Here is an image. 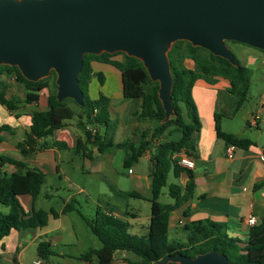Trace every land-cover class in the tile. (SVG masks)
Wrapping results in <instances>:
<instances>
[{
    "label": "trees",
    "instance_id": "1",
    "mask_svg": "<svg viewBox=\"0 0 264 264\" xmlns=\"http://www.w3.org/2000/svg\"><path fill=\"white\" fill-rule=\"evenodd\" d=\"M258 51L264 54V51ZM118 55L122 56L121 60L115 58ZM168 60L173 78L174 116L166 123H161L164 111L157 95L158 83L150 80L139 60L127 57L123 53L84 56L83 68L78 75L83 106L76 105L71 99L57 101L56 75L53 71L47 78L31 82L26 80L16 67L1 65L0 106L5 107L7 111L14 112L22 104L37 103L38 94L43 90L48 91L46 110L31 113L29 130L25 138L16 143L15 147L23 157L32 156L43 147L37 146L39 139L48 137L54 131L65 127L67 122L76 116L78 120L75 124L85 133V143L79 140L75 150L86 157H90V153L86 151L85 144L98 143L96 148L98 154L112 149H122L125 153L124 167L130 168L144 154L150 153L151 197L146 235L130 233V224L126 219L114 216L108 207L97 206L92 219H83L101 247L89 249L80 255L78 259L83 262L94 259V264H116L115 254L125 253L131 256L124 259L126 264H156L169 255L181 254L194 258L199 254L216 251L225 255L234 264H264V216L256 226L250 228L245 242L228 236L224 224L210 220L189 221L182 227L186 232L185 241L169 240V217L192 198L195 188L193 170L180 166L177 154L183 153L193 160L197 159L195 135L200 129V123L192 97V88L197 76L219 77L229 81L228 92L235 102L229 117H233L247 102L252 72L239 61L238 66H232L227 60L214 56L202 48L193 47L185 41H178L172 45L168 52ZM187 60L192 62L191 67L185 63ZM92 62L117 68L121 78L122 99L139 103V110L133 117L138 122H149V127L147 130L137 132L136 139L126 138L120 143L114 142L113 133L116 124L111 118L110 98L99 95L93 100L88 95L89 84L95 74ZM96 79L101 84L103 75L96 73ZM11 80L25 91L22 99L13 95L7 98ZM69 104H75L79 112ZM221 117L215 115V134L218 139L240 149H247L253 145L248 139L223 132L220 128ZM87 126L95 129L94 135ZM2 133L11 134L12 128L6 124L0 125V142ZM175 133L179 134L178 138L174 136ZM53 146L60 147L61 144L54 143ZM3 164H10L16 168L24 166L22 162L0 155V165ZM169 174L175 179L185 174L187 181L184 185L170 184L168 195L173 203L162 204L158 200L162 189L167 186ZM44 180L45 175L38 170L16 171L8 176L0 174V205L8 209L7 212L0 211V240L12 230L19 232L34 230L45 226L49 216L53 218L59 216V213L53 210L32 209L31 212L26 213L18 201L17 197L21 194H27L34 200L40 194ZM117 193L125 198L140 197L136 193ZM69 211H76L75 202L66 204L62 210L63 213ZM184 213L188 214L187 211ZM37 254L44 261L54 256L50 244L46 241L38 244Z\"/></svg>",
    "mask_w": 264,
    "mask_h": 264
},
{
    "label": "crops",
    "instance_id": "2",
    "mask_svg": "<svg viewBox=\"0 0 264 264\" xmlns=\"http://www.w3.org/2000/svg\"><path fill=\"white\" fill-rule=\"evenodd\" d=\"M243 56L244 59L240 63L249 68L252 74L254 71L259 73L253 94V107L240 116L245 128L241 126L235 129L232 121L242 109H247L249 94L247 102L233 117H229L235 102L228 92L230 87L228 80L198 75L192 88V97L200 123V129L195 135L197 156L193 168L195 188L192 198L169 217V230L174 229V233L189 221L210 220L224 224L228 236L245 242L251 228L247 223L248 218L254 216L258 224L264 216V202L261 196L264 192V54L243 52ZM185 63L188 67L192 66L190 60ZM103 65L106 64L92 62V69L95 71V67ZM94 78L89 87L95 82ZM252 83L251 76V85ZM9 84L7 98L13 95L22 99L25 94L23 88L12 80ZM47 97L48 91L43 90L38 94L37 103L22 104V107L14 112H9L5 107L0 106V125L6 124L12 128L11 134H1L0 155L13 158L24 165L22 168L10 164L0 165V174L8 176L16 171L27 170L42 172L45 180L40 194L34 200L27 194H21L17 197L18 201L26 213L31 212L32 209L53 210L59 213V216L57 218L49 216L43 227L20 232L12 230L9 235L3 237L0 240V264H34L37 260H41L37 254V246L41 241L49 243L54 256L63 260L78 258L90 248L99 249L88 247V244H94V240L90 238L92 234L83 219H92L97 206L108 207L114 216L126 219L130 224L129 231L136 233L145 228L147 233L150 209L149 214L142 218L139 209H131L128 201L129 199L145 200L150 206V153L144 154L130 168L124 167L125 153L122 149H112L98 154L96 152L98 143L85 144L86 151L90 153V157H86L75 150L79 140L85 143V133L77 128L76 122H67L65 127L54 131L48 137L39 139L37 146L43 147L35 154L28 157L19 154L15 144L25 138L31 124V111H26V105L44 111L47 108ZM120 97L122 98V90ZM90 98L97 99L91 96ZM110 100L111 115H116L117 109L122 112L121 104L115 105L114 100L111 98ZM125 103H128L125 116L129 119L138 112L139 103L137 101ZM216 114L222 116L220 128L223 132L248 139L253 145L247 149L236 148L232 157H228L226 153L228 145L215 134ZM254 117L257 118L255 126L251 124ZM127 131L117 124L113 139L117 133L123 135ZM139 131L134 126L133 132L136 134ZM127 134L130 138L136 139L135 134L130 131ZM54 143L61 146L55 147ZM141 163L146 165L145 171L140 170ZM92 175L98 176L101 181L97 193L85 182L79 181V176ZM49 180H56L57 183H50L49 187L57 195L43 193L42 189L48 185ZM178 181L180 185H184L187 181L186 175L181 174ZM117 192L136 193L140 197L125 198ZM54 198L58 201H53ZM80 198L91 203L89 210L91 217L82 212ZM102 200L106 201V205L101 203ZM70 202H75L76 211L63 213L64 206ZM172 203L173 200L168 204ZM0 211L7 212L8 209L0 205ZM185 211L188 214L185 215ZM29 252L35 255L34 259L32 256H27ZM130 257L129 254L116 253L115 262L126 264L124 259ZM41 261L51 264L49 259ZM81 263L94 264V259Z\"/></svg>",
    "mask_w": 264,
    "mask_h": 264
},
{
    "label": "water",
    "instance_id": "3",
    "mask_svg": "<svg viewBox=\"0 0 264 264\" xmlns=\"http://www.w3.org/2000/svg\"><path fill=\"white\" fill-rule=\"evenodd\" d=\"M178 41L238 66L227 42L264 51V0H0V66L28 81L56 75V99L83 106L78 75L85 55L139 60L164 111L174 116L168 52ZM234 264L216 251L156 264Z\"/></svg>",
    "mask_w": 264,
    "mask_h": 264
},
{
    "label": "rangeland",
    "instance_id": "4",
    "mask_svg": "<svg viewBox=\"0 0 264 264\" xmlns=\"http://www.w3.org/2000/svg\"><path fill=\"white\" fill-rule=\"evenodd\" d=\"M226 45L229 48V50L232 52V54L235 56V58L241 63L244 59L243 52H259L258 50L254 49V48L244 46V45L238 44V43L236 44V43H232V42H227ZM115 58L121 60L122 56L118 55ZM94 73L95 74L93 75V77H95L94 78L95 82H93L92 85L88 89L89 97L91 96L92 98H94V97L98 98L99 95H103V96L110 97L111 99H113L115 102V105L120 103L121 107H122V112L120 111V109H117L116 115H111V118L116 125L120 124L122 126V128H124L126 131L128 130L131 133L135 134L133 132L134 126L136 128H138L139 130H143V129L147 130L149 127V122H147V121L138 122L134 117H130L129 119L128 118L126 119L125 109L127 108L128 103H125V102H128V101H124L120 97L121 78H120V73H119L118 69L113 67V66L103 65L101 67H95ZM96 73H101L103 75V80H102L101 84L96 79ZM258 76H259L258 71H254L252 74L253 83L251 85V89H250V93H249V102L247 104V109L246 108L242 109V111L232 121L235 129H238L241 126L243 128H245V123H244V121H241L240 116L242 114H244L246 111L250 110V108L253 107V102H254L253 94H254V90H255L256 85H257ZM120 99H122V101H120ZM69 105L76 112H79V109L75 104H69ZM20 107H22V105L18 106V108H20ZM26 111H31V113H32L34 111H40V110H39V108H36L35 106L26 105ZM77 120L78 119L75 116L73 119L69 120L68 122H76ZM128 131H127V133H128ZM127 133H124L123 135H121L120 133L119 134L117 133L114 136V141L119 142V141L125 140L126 138L129 139L130 136ZM174 136L178 138L179 134L175 133ZM166 139L168 140L170 138H166ZM140 170H142V171L146 170V165H144V163H141ZM79 179H80L79 181L85 182L89 187H91V190L96 192V193L98 192L99 187L101 186V181L98 178V176H93V175L92 176H79ZM47 182H48L47 183L48 185H46L42 189L43 193H49L51 195H57V193L53 192L51 190V188L49 187L50 183H57L56 180H49ZM172 183L178 184L179 181H178V179H175L172 174H169L168 180H167V186H165L162 189L161 196L159 197V200H158L160 203L168 204V203L172 202V199L168 195L169 185ZM53 201L57 202L58 200L56 198H54ZM102 202H103V205H106V201L102 200L101 203ZM128 202L130 205L129 207L131 209H139V211H140L139 215L142 218H144L145 216H147L149 214L150 206H149V203L147 201H145V200H136L135 201L134 199H129ZM79 203H80V207H81L82 212L85 215H87L88 217H91V214H89V210L91 209V203L84 201L83 198L79 199ZM145 225H147V222ZM174 231H175L174 229L169 230V240H173L175 237V239H178L180 241H185L186 232L183 230V228H179L176 233H174ZM130 233L136 234V235H146V229L144 228V229H142L136 233L134 231L130 230ZM90 236H91L90 238H93L94 244L93 245L88 244V247L100 248L101 244L96 239V237H94L93 235H90ZM85 249H87V248H85ZM27 256H32V259L35 258V255L31 254V252L27 253ZM49 261L51 264H82L81 261L78 260V258L63 260L59 257L51 256L49 258Z\"/></svg>",
    "mask_w": 264,
    "mask_h": 264
},
{
    "label": "built area",
    "instance_id": "5",
    "mask_svg": "<svg viewBox=\"0 0 264 264\" xmlns=\"http://www.w3.org/2000/svg\"><path fill=\"white\" fill-rule=\"evenodd\" d=\"M256 117H254V119H252L251 124L253 126H255L256 124ZM87 129L94 135L95 134V129L91 126H87ZM237 147H235L234 145H228L226 153L228 157H232L234 150ZM177 157L179 158L178 164L186 169H191L193 170L194 168V160L187 157L185 154L180 153L177 154ZM263 202H264V192L261 194ZM247 223L250 227L256 226L257 225V219L254 216H250L247 220ZM34 264H47L42 262L41 260H37L36 262H34Z\"/></svg>",
    "mask_w": 264,
    "mask_h": 264
}]
</instances>
